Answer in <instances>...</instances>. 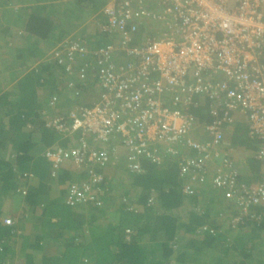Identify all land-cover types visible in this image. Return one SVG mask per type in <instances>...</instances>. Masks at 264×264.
<instances>
[{"label": "built area", "instance_id": "built-area-1", "mask_svg": "<svg viewBox=\"0 0 264 264\" xmlns=\"http://www.w3.org/2000/svg\"><path fill=\"white\" fill-rule=\"evenodd\" d=\"M144 1L109 0L102 10L107 18L103 30L120 37L117 44L106 43L94 53L101 89L97 100L54 116L57 97L52 95L41 111L45 124L62 136L77 134L73 146L43 151L52 176L68 162L86 176L68 184L64 203L100 206L107 188L96 168L116 161L119 153L132 175L143 172L142 160L160 164L164 157H177L178 175L187 182L181 191L192 193L194 185L210 181L237 209L232 228L245 225L244 217L259 223L261 213L249 208L264 204V181L250 187L237 179L223 138L225 129L242 117L257 144L254 160L264 167V0H158V13L143 9ZM144 18L163 27L141 46H130L135 24ZM82 42L68 38L49 54L66 64L69 73L76 53H87ZM118 52L127 58L123 63L113 60ZM166 94L174 95L173 104L179 102L181 108L205 100L207 122L166 107ZM197 127L205 137L201 141L192 138ZM129 233L126 228L127 240Z\"/></svg>", "mask_w": 264, "mask_h": 264}, {"label": "crops", "instance_id": "crops-1", "mask_svg": "<svg viewBox=\"0 0 264 264\" xmlns=\"http://www.w3.org/2000/svg\"><path fill=\"white\" fill-rule=\"evenodd\" d=\"M107 1L109 0H105V3ZM142 8L151 11V13H158L162 9L158 0H145ZM6 18L7 15H5V20ZM91 18L89 23L86 22L89 24L86 32L80 34L92 35V33L103 29L102 26L98 31H95L93 25L97 29L96 22L98 23V21ZM139 22L141 25L145 24L146 28L156 30L157 33L159 28L163 27L161 23L150 19L144 18ZM19 31L22 34V31ZM78 32L79 30L74 28L57 42L52 41V45L47 42H45L46 44L42 41L39 42L44 56L62 41L68 38L72 39L69 35ZM74 39L82 40L79 37ZM22 43L23 38L19 36L9 46L3 41L0 42V96L3 93H8L7 101H12V105L17 100V93L13 92L16 81L31 68H38L41 59L38 57L30 59L26 66L22 67L13 62L12 64L10 60L14 57L15 49H11V46L15 47ZM42 74L44 72L40 73V76ZM36 93V99L40 103L38 109L45 107L52 96V94L49 95L47 84L43 82L39 85ZM56 104H58L57 107L60 105L58 109L57 107L55 109L59 114H65L71 108L64 105L61 107L60 97ZM16 114V106L11 108V105L7 103H0V158H2L0 160V223L3 224V217H11L22 229V234L14 238L12 245L8 248L9 257L12 259H5L4 263L129 264L125 252H122V245L133 244L139 253L134 255L133 260L131 259L133 264H150L152 263L150 260L156 261L157 259H161L162 264H221L222 261H225L224 264H237V258L227 257L221 252V245L223 247L224 244L222 239L213 238L212 245L207 246L211 243H204L203 238L194 236L195 232L191 233L186 230L189 217L191 214L194 215L191 206L193 202L186 198V195H184L181 204L170 210L161 208L159 202L154 199V203L149 207V212L153 217H156L153 220V222L156 221L155 230L153 228L143 237L135 236V225L132 221H126L122 197L127 196L129 198L127 200L136 202L139 192L128 185L131 179L129 175L132 174L128 173L126 169V159L123 153H119L120 157L107 164L106 167L96 168L104 175L105 188L110 187L112 190L108 193L106 190L105 194L101 196L100 207L96 208L90 204L74 208L67 206L64 203L66 187L71 182L84 179L83 174L68 162L60 167L56 176H52L43 151L46 148H53L56 144L67 148L73 146L76 143L77 134L62 136L55 131L58 137L55 136L51 146L45 147L40 141L38 129L34 128L32 123L28 122L21 128L19 127L20 129L18 128ZM21 131L27 135L30 132L29 135L35 146L29 151L30 158L20 161L16 154V147ZM223 139L224 147L229 150V156L240 174L241 182L248 186H254L259 181H264V167L253 157L257 144L249 137L246 123L242 117H239L234 125L225 129ZM35 163L41 171L35 170ZM42 163L45 165L44 171L41 169ZM210 170L212 171V169ZM22 171L29 172L32 174L31 177L20 178ZM211 174L212 172H210V177ZM18 187L25 188L26 194L22 195L17 192ZM196 188H198L196 198L201 203L202 210L205 211L206 207L208 209L210 203L215 208L217 190L212 188L210 181ZM224 202L227 203V201ZM254 209L256 213L264 214V205ZM225 210L228 213H222L227 216H232L235 213L231 203ZM23 215H27L26 220L22 219ZM209 215V213L205 215L207 223H212V215L210 218ZM152 223L151 226H153ZM125 228L131 230L128 240ZM240 232L236 236H248ZM261 233L263 234L264 230ZM236 236L234 240H237ZM234 240L231 242L235 243ZM164 245L171 247L172 250L165 258L166 260L163 259L160 251L163 250L162 246L164 247ZM260 245L264 246V240ZM139 258L143 260L141 261ZM249 262L247 260L246 264ZM243 264H245L244 261Z\"/></svg>", "mask_w": 264, "mask_h": 264}, {"label": "trees", "instance_id": "trees-1", "mask_svg": "<svg viewBox=\"0 0 264 264\" xmlns=\"http://www.w3.org/2000/svg\"><path fill=\"white\" fill-rule=\"evenodd\" d=\"M104 4L105 0H0V14L2 15V20L0 21V42L3 41L4 44H8L9 46V44L14 42L16 37L19 36L23 38L22 45L17 44L15 47L11 46V49H15L13 63L22 67L26 66V63H28L30 59L37 57L41 58L38 63V68H31L16 81V87L14 86L15 90H13V92L17 93L15 104L13 103L12 105V101H7L8 93H3V95L0 96V103H7L11 105V108L16 106L17 114L15 117L18 120V128H21L28 122L32 123L34 128L38 129L40 141L45 147L53 144L52 140L57 134L53 128L45 124L46 122L41 115V111L48 107V103L45 107L43 106L38 109L40 107V103H38L36 99L38 86L43 84V82L46 83L49 95H56L57 99L60 97L61 107L64 105L68 106V108L91 105L97 100L99 92L101 91L97 79L99 70L95 62L96 58L94 53L106 42L117 43L120 35L119 33H110L107 31L95 32L92 33V35H83L80 33L86 32L85 30H87L89 26L88 23L91 21L89 20L91 17L98 21V23L96 22L97 29L93 25L95 31H98L100 27L106 24V20L104 19L105 15L102 12ZM5 15H7L6 20ZM87 21L88 23H86ZM135 26V32L131 33V45L141 46L145 41L156 35L157 31L148 27L146 28L145 24L141 25L140 22H138ZM74 28H77L79 32L69 36H71L72 39L75 37L82 38V44L85 46L87 53H76L73 61L70 63L71 72L68 73L65 69L66 64L57 63L49 52L44 56V51H42V46L39 42H47L52 45V41L57 42ZM19 30L22 31V34H20ZM12 60H10L11 63ZM37 71L40 73L44 72V74L40 76V73H36ZM163 100L166 107L168 104L176 109H182L195 115L198 119V123H205L208 120V117L205 115V110H208V104H204L205 100L204 103H199L201 99H198V106L192 108L183 106L181 108L179 102L173 104L174 95L169 96L166 94ZM57 105L58 104H55L53 106L54 109L52 114L54 116L59 113L58 110L57 112L55 110ZM199 131H201L200 127H197V131L192 134V138L201 141L205 137H200ZM29 134L30 132L27 135L24 131H21L19 134L20 139L16 147V154L20 161L29 159L31 155L29 151L35 146ZM59 144L61 145V143ZM1 159L2 158H0V160ZM175 159H177V157H164V162L160 164L142 160L141 166L143 168V173L139 175H129L131 179L128 185L132 189H137L139 194L136 197L138 202L127 200L129 199L127 196L122 197V203L124 204V211L127 217L126 221H132L133 225H135V236L139 235L143 237L148 234V232H151L153 228L154 230L156 228V221L153 222L156 217H153L149 212V207L154 203V199L159 202L161 208L170 210L181 204L184 195H186V198L193 202L191 206L194 212V215L191 214L188 219L186 230L191 233L195 232L194 236H200L201 239L203 238L202 241L204 243H211L214 241L213 238H220L218 236L220 225L217 223L215 225L213 222L207 223V216L205 217V215L209 213V210L207 207L205 211L202 210L200 206L201 203L198 198H196L198 189L196 187L202 186L206 184V182L194 185L191 189L192 193L187 194L181 191V186L183 185L184 187L187 182L178 175ZM106 165L104 167H106ZM43 167H45V165L42 163L41 169H43ZM34 168L35 170H39L37 168V163H35ZM20 173L22 178L31 177H27V175L30 174L29 172L22 171ZM81 174H83L85 178V174L82 171ZM237 179L241 181L239 173ZM109 191H112L110 187L107 188V193ZM151 196L153 199H151ZM211 205L212 203H210V206ZM100 206L93 207L98 208ZM210 216L211 215L208 217L210 218ZM26 217L27 215H23L22 219L26 220ZM8 218L11 220L10 224L0 223V264H7L4 263L6 262L5 259H12L9 257L8 248L12 245L13 239L22 234V229L18 227L17 221L11 217ZM244 222L245 234L248 233V238L244 239L242 236H239V239H237L235 243H232V245L223 244V247L221 245V252L227 257L231 256L237 258V264H243V259L251 260L252 264H264L263 245H258V242H256V245L253 244L255 248L253 246H248L247 252H245L243 248L248 243H253L255 239H259L261 231L264 230V214L261 213L259 223L246 217H244ZM151 223L153 226L150 225ZM249 223H251V226H249ZM203 226L217 231V233H215L216 236L204 230L202 228ZM243 244L245 245L242 247ZM210 245H212V243L207 246ZM122 248V252H125L129 264H133L132 260L134 255L139 254L137 249L133 244H123ZM162 248L163 250L160 251L163 259L166 260L165 258L168 257L172 250L170 249L171 247L169 248L165 245L164 247L162 246ZM255 251H257V258L253 255ZM139 259L141 261L143 260L142 258ZM160 260L161 259H157L156 261L150 260L152 261L150 264H162ZM223 262L225 261H222L221 264H224Z\"/></svg>", "mask_w": 264, "mask_h": 264}, {"label": "rangeland", "instance_id": "rangeland-1", "mask_svg": "<svg viewBox=\"0 0 264 264\" xmlns=\"http://www.w3.org/2000/svg\"><path fill=\"white\" fill-rule=\"evenodd\" d=\"M2 15L0 14V21L2 20ZM8 58V57H7ZM10 59V58H9ZM12 60V59H11ZM12 62H13V60H12ZM199 103H202V99L201 100H199ZM220 194V195H219ZM221 196V197H220ZM222 199H223V201H222ZM224 201H227V203L226 202H224ZM229 202V203H228ZM230 203H231V201H230V199L229 200H226V199H224L223 197H222V195H221V193L220 192H218L217 191V201H216V203H215V208H213V206L211 205V206H209L208 207V209L210 210L209 211V214L210 215H212L211 216V221L213 222V223H215V225H216V223L218 224V225H220V230H218V232L219 233H221L220 235H219V237H220V239H222L223 240V243L224 244H228L229 246L230 245H232V243L233 242H231L232 240H234V238H235V236H236V234L239 232V231H241L240 233L241 234H244V235H248V233H246L245 234V227L244 226H242V227H234V228H232L230 225H228V218H229V216H227L225 213H228L225 209H226V207H228V205H230ZM232 204V203H231ZM264 204H262L261 206H263ZM254 208H256V207H250L249 208V212L251 211H253V210H255ZM222 212H225V213H222ZM258 214V213H257ZM217 215V216H216ZM220 215V216H219ZM249 226H251V223H249ZM215 231V230H214ZM215 232H217V231H215ZM249 236V235H248ZM248 236H242L244 239H246V238H248ZM236 239H239V236H236ZM264 240V233L262 234V233H260V235H259V239H255L254 241H253V243L251 242V244H249L248 242V244L245 246V247H243L245 244H243L242 245V247L245 249V252H247L248 251V246L250 247V246H253L254 248H255V246L253 245V244H255L256 245V242H258V245H260L261 244V241H263ZM234 241H236V240H234ZM229 243H231V244H229ZM261 248V247H260ZM253 255L257 258L258 257V255H257V251H255V253H253ZM244 260V262L246 263L247 262V260L248 259H243ZM250 264H252V261L250 260V262H249Z\"/></svg>", "mask_w": 264, "mask_h": 264}, {"label": "clouds", "instance_id": "clouds-1", "mask_svg": "<svg viewBox=\"0 0 264 264\" xmlns=\"http://www.w3.org/2000/svg\"><path fill=\"white\" fill-rule=\"evenodd\" d=\"M133 1V0H132ZM136 1L137 0H134L133 1V5H135L136 4ZM108 2V1H107ZM106 2V3H107ZM106 3L103 5V8H104V6L106 5ZM134 7V6H133ZM103 8H102V10H103ZM135 8V7H134ZM137 8V7H136ZM160 29L161 28H159V32H160ZM101 32H105V30H100ZM108 32V31H107ZM159 32L157 33L156 32V35L155 36H157V34H159ZM110 33H116V32H110ZM130 37H131V34H130ZM118 42V41H117ZM130 42H131V40H130ZM106 43H111V42H106ZM105 43V44H106ZM104 44V45H105ZM114 44H117V43H114ZM129 45L131 46V43H129ZM132 46H137V45H132ZM127 58L124 56V52H118V53H116V54H114L113 55V60H115L116 62H118V63H123V61L124 60H126ZM56 96V95H55ZM57 97V96H56ZM164 97V96H163ZM58 100V99H57ZM203 103H204V101H203ZM205 104V103H204ZM205 115L208 117V114H207V110H205ZM197 121H198V119H197ZM54 130V129H53ZM55 131V130H54ZM176 166H177V163H176ZM177 169H178V167H177ZM142 170H143V168H142ZM143 173V172H142ZM136 175H139V174H136ZM182 187H183V185L181 186V190H182ZM18 192V191H17ZM219 192V191H218ZM152 195H153V193H152ZM151 199H153V197L151 196ZM232 203V202H231ZM233 206H234V204H232ZM234 209H235V207H234ZM238 212H237V209H235V213L234 214H232V216H229V218H228V225H229V223H230V221H231V219H232V217L233 216H235L236 214H237ZM3 218H6V217H3ZM2 218V219H3ZM244 226V225H243ZM204 227V226H203ZM207 227V226H206ZM240 227V226H239ZM242 227V226H241ZM126 229V228H125ZM124 229V230H125ZM130 229V228H129ZM207 231V230H206ZM215 233H217V232H215ZM131 234V230H130V233H129V235ZM221 233H219V235H220ZM213 236L215 235V234H212ZM218 235V236H219ZM216 236V235H215Z\"/></svg>", "mask_w": 264, "mask_h": 264}, {"label": "bare ground", "instance_id": "bare-ground-1", "mask_svg": "<svg viewBox=\"0 0 264 264\" xmlns=\"http://www.w3.org/2000/svg\"><path fill=\"white\" fill-rule=\"evenodd\" d=\"M105 20H106V22H107V18H106V16H105ZM86 71V70H85ZM84 75V74H83Z\"/></svg>", "mask_w": 264, "mask_h": 264}]
</instances>
